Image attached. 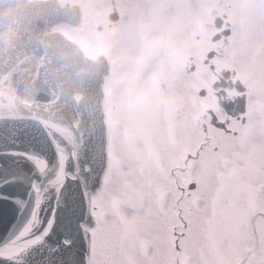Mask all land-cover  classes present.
<instances>
[{
  "label": "snow or ice",
  "instance_id": "snow-or-ice-1",
  "mask_svg": "<svg viewBox=\"0 0 264 264\" xmlns=\"http://www.w3.org/2000/svg\"><path fill=\"white\" fill-rule=\"evenodd\" d=\"M0 264H264V0H0Z\"/></svg>",
  "mask_w": 264,
  "mask_h": 264
}]
</instances>
